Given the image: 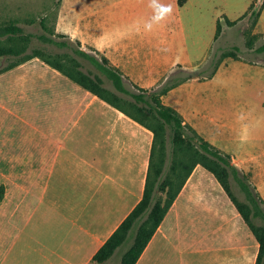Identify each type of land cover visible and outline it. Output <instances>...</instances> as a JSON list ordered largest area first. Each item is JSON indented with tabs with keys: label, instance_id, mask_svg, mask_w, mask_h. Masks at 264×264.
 Masks as SVG:
<instances>
[{
	"label": "crops",
	"instance_id": "crops-1",
	"mask_svg": "<svg viewBox=\"0 0 264 264\" xmlns=\"http://www.w3.org/2000/svg\"><path fill=\"white\" fill-rule=\"evenodd\" d=\"M187 1L159 25L102 27L87 20L86 27L71 23L67 32L84 49L91 45L104 52L132 81L155 87L178 63L196 61L189 52L175 57L181 30L171 25L183 23ZM263 14L264 8L258 28ZM237 61L249 63L227 59L216 76ZM26 62L18 65L20 78L12 76L13 86L4 88L20 95L22 114L35 115V121L25 122L28 133L19 152L5 149L0 155L5 186L0 206L15 204L24 211L18 232L0 234V264H91L144 195L154 132L54 67L26 70ZM186 83L163 100L212 141L201 128L205 111L177 97ZM201 166L136 264H256L258 239L217 177ZM260 193L264 198V182Z\"/></svg>",
	"mask_w": 264,
	"mask_h": 264
},
{
	"label": "rangeland",
	"instance_id": "rangeland-1",
	"mask_svg": "<svg viewBox=\"0 0 264 264\" xmlns=\"http://www.w3.org/2000/svg\"><path fill=\"white\" fill-rule=\"evenodd\" d=\"M251 1L253 0L187 1L186 6L182 8L183 23L178 24L175 21L171 25L172 29L174 27L181 30L176 40L177 44H181L175 57L189 52L190 58L196 61L188 66L178 63L164 79L180 69L179 65L184 69L206 70V73H209L213 69L209 62L215 52L219 56L223 50H230L233 45L240 46L238 59L249 63L237 61L223 68L218 76L216 73L220 67L211 78L188 79L184 81L187 83L181 87L177 97L189 107L205 111L206 118L202 119V130L214 140L213 143L230 151L234 162L249 172L251 180L261 192L264 182V53L250 50L246 40L252 31L261 33L255 45L258 46L264 41V14L259 28L257 25L252 26L253 21L249 17L239 20L235 25L227 24L223 18V31L216 41L214 38L218 18L224 13L231 18H237L248 9ZM263 2L264 0H257V10L262 8ZM159 3L170 5L171 12L178 13V0H159ZM85 13L87 18H80V15ZM32 16H47L57 31L65 33L71 23H81L86 27L87 20L102 27H145L150 22L152 25H159L154 20L152 0H0V22L18 18L27 31H42L38 21L34 24L25 23V18ZM33 45L43 46L38 39ZM49 49L64 51L58 47ZM86 49L92 51L88 46ZM227 59L233 57H226L223 62ZM8 61L7 58L3 59L1 65H6ZM26 63V70L47 66V63L38 57ZM18 69L17 65L0 74V155L5 149L19 152L21 141L28 133L25 122L35 121V115L22 114L20 95L4 91L6 84L10 88L13 86L12 76L20 78L22 71ZM132 83L134 82L131 79L127 82L130 87ZM106 84L112 87L109 81ZM3 166L4 163L0 162V192L4 193ZM201 168L206 169L203 166ZM234 190L240 199H245L237 186H234ZM23 217L24 211L20 207L16 208L15 204L0 206V234L18 232ZM127 246L129 243L118 249L113 259L115 264H119L121 254Z\"/></svg>",
	"mask_w": 264,
	"mask_h": 264
},
{
	"label": "trees",
	"instance_id": "trees-1",
	"mask_svg": "<svg viewBox=\"0 0 264 264\" xmlns=\"http://www.w3.org/2000/svg\"><path fill=\"white\" fill-rule=\"evenodd\" d=\"M178 2L183 5L186 0ZM256 3L257 0H253L248 10L237 19H230L227 15L219 18L215 41L223 31V18L227 24L235 25L239 20L249 17L253 21L252 26H256L264 2L259 10L256 9ZM37 21L42 31H27L18 18L0 22V74L32 58H41L154 132L144 195L94 254L91 264H115V254L126 243L129 246L121 254L119 264H136L199 164L212 172L228 192L260 244L256 264H264V198L251 180L249 172L239 167L228 151L185 122L182 113L163 100L164 94L188 79L213 77L226 57L238 59L240 46L233 45L230 50H223L219 56L215 52L209 62V66L213 65L209 73L206 70L184 69L179 65L180 69L162 79L158 86L147 88L133 81L130 87L127 84L129 78L104 52L91 45L88 47L92 51L84 49L80 39L57 31L47 16L25 18L27 24ZM260 34L250 31L246 45L254 52L264 53V41L255 45ZM262 34L264 36V32ZM36 39L43 46L33 45ZM50 47L63 48L64 51H52ZM5 58L9 61L3 66L1 61ZM107 81L112 87L106 84ZM234 186L244 194V200L238 197ZM2 198L3 192H0V199Z\"/></svg>",
	"mask_w": 264,
	"mask_h": 264
},
{
	"label": "clouds",
	"instance_id": "clouds-1",
	"mask_svg": "<svg viewBox=\"0 0 264 264\" xmlns=\"http://www.w3.org/2000/svg\"><path fill=\"white\" fill-rule=\"evenodd\" d=\"M154 6V20L156 23L164 20L172 11L170 5H163L159 3V0H152Z\"/></svg>",
	"mask_w": 264,
	"mask_h": 264
}]
</instances>
